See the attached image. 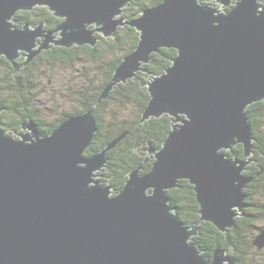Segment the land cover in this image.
Returning a JSON list of instances; mask_svg holds the SVG:
<instances>
[{
    "label": "water",
    "instance_id": "water-1",
    "mask_svg": "<svg viewBox=\"0 0 264 264\" xmlns=\"http://www.w3.org/2000/svg\"><path fill=\"white\" fill-rule=\"evenodd\" d=\"M206 1L163 0L126 21L114 18L129 0H0V55L11 62L18 49L28 62L50 42L94 46L99 39L94 30L115 35L120 25L134 27L138 44L98 102L142 70L149 100L141 122L172 117L159 149L134 148L150 155L145 161L154 159L152 167L146 173L141 165L133 168L118 193L95 171L106 168L108 151L128 132L86 155L97 132L94 107L44 136L30 122L22 125L30 134L21 138L0 129V264L237 263L230 249L216 248L208 259L192 236L202 221L222 232L232 228L247 206L244 187L252 177L243 171L251 160L221 150L241 143L245 156L254 153L246 109L264 100V5L238 0L222 12ZM35 6L63 17L55 27L58 39L43 24L30 29L10 21L17 11ZM38 35L44 40L34 50ZM160 48L177 53L162 73L149 77L142 65ZM182 179L193 185L199 203L200 219L189 226L178 219L167 194ZM253 244L264 247V228Z\"/></svg>",
    "mask_w": 264,
    "mask_h": 264
},
{
    "label": "trees",
    "instance_id": "trees-1",
    "mask_svg": "<svg viewBox=\"0 0 264 264\" xmlns=\"http://www.w3.org/2000/svg\"><path fill=\"white\" fill-rule=\"evenodd\" d=\"M161 1L163 0H129L123 13L127 14V19L132 20L140 15L142 10L155 6ZM235 1L233 0V4ZM259 1L264 4V0ZM51 15H53L52 12L48 11L45 6H35L31 11H26L15 18L21 25H23V20L32 24L44 21L47 24L50 23L51 27L57 26L63 21V19H55ZM98 37L102 38L94 46L90 44H74L71 47L57 45L53 49L45 50L35 57L27 68H24L17 80H13L10 75L14 70L12 67H9L7 71H2L0 73V104L9 105L13 109H17L19 104L24 109H30V105L33 103L30 91L35 89L34 78L37 75L35 71L43 68L45 72H52L57 67L66 66L62 63H67L71 67L86 61V65L83 63L75 70L81 71L84 68L82 73H87L86 76L89 78L87 82L83 80L85 85L76 91V96L81 98V102L78 104L81 109L74 111L70 116L84 114L94 107L97 132L93 143L85 151L86 155L100 151L114 136L128 132L123 140L108 151V162L103 174L110 179L109 184H113L114 193H118L122 190L128 174L133 168L141 165L142 173H146L152 167L154 159L145 161L144 153L136 152L134 148L149 145L159 149L171 130L172 118L164 114L161 117H151L144 123L141 122L143 111L149 100L147 88L141 85V79L145 73L142 70L136 72L135 76L126 83L116 85L109 93L108 98L98 102L103 89L109 85L115 69L123 58L136 48L139 32L130 25H124L118 27L116 34L111 38L101 35ZM176 53L177 50L174 48H160L158 52L152 53L150 62L143 64L142 67L146 68L149 77L160 74L171 64ZM6 90L12 91L14 95H8ZM246 112L252 135L257 140L253 142L254 152L259 154L264 166V134L261 131L264 100L252 103L247 107ZM59 123L52 125L46 135ZM221 152L233 155V157L237 155L238 158H244L245 155L242 144L237 145L234 151L221 150ZM257 187V194L264 191V181ZM167 194L182 223L189 226L200 219L199 203L193 185L188 180H179L178 186L168 190ZM257 197L255 195L254 201H250L253 203V207L246 209L247 216H244L243 211V215L235 219L234 227L224 232L211 222H201L198 232L192 240L208 259L212 257L216 248H222L230 249L228 255L237 260L236 264H258V261L249 256L252 251L259 249L253 244V240L254 234L260 232L262 228L256 231L257 226L254 223L264 217V204L260 203L263 199L259 196V200L256 201ZM245 232H250V234L247 236Z\"/></svg>",
    "mask_w": 264,
    "mask_h": 264
},
{
    "label": "rangeland",
    "instance_id": "rangeland-1",
    "mask_svg": "<svg viewBox=\"0 0 264 264\" xmlns=\"http://www.w3.org/2000/svg\"><path fill=\"white\" fill-rule=\"evenodd\" d=\"M143 1H145V0H143ZM205 3H212L213 6L215 8H218L220 11L224 12L223 9H227L225 12H228V11H230V5H233V0H232V2L229 5H225V2H218L216 0H208ZM126 8H127V4L124 5V6H122L121 7L122 12L121 13H117L115 15V18L114 19H117L118 20L119 18H124L126 21H129V19L126 18L127 17V14H124L123 13V10H125ZM48 11H50V10L48 9ZM50 12H52V11H50ZM56 17H58V16H56ZM58 18L62 19L63 17L62 18L61 17H58ZM10 21L13 22V18H11ZM124 25H128V24L125 23V24L120 25V26H124ZM120 26H118V27H120ZM89 27L90 28H94L95 27V22H92L89 25ZM30 29H32V27H30ZM55 29L56 28L51 29L50 32H53L52 33L53 34V37L55 39H58L60 33L58 31H55ZM44 30H46V29H44ZM117 30H118V28H117ZM47 32L49 33V31H47ZM94 34L97 35V36L101 35V36H103L105 38H111L112 36H114V35H103L98 30H94ZM98 38H99L98 39V41H99V40H101L102 37H98ZM38 39L40 41H38ZM43 40H44V36L43 35L36 36L35 41H37L38 43L36 42L37 44H36V46L33 47V49L34 50L39 49V47H41V45H42ZM50 43H52V42H50ZM18 53H19V56L18 57H20L23 54H24V57H25V60L23 61V63L20 66H23V65L25 66L29 61H31V60H29L28 62H26V56H25V52H24L23 49H18ZM1 56H4V54L0 55V57ZM79 62H81V61H79ZM83 63L86 65V61H85V62H82L81 64L80 63L74 64L71 67H70V65H67V63H62V65H66V66H64V67H57V69L58 70H63V72H58L57 70H52V72H45V71L44 72H40V71H38L40 73L39 74L40 77L36 76L34 79H35V85L37 83L40 84V85L38 87L35 86L36 89L31 90V94H32V97H33V101H36V100L39 99L41 102H43V105H45V106L54 105V106H57L58 110H63V111L66 110V111H72V112H74V111H77V110L81 109L80 106L78 105L79 102L76 101V96L75 95H77V93H74V92L76 90L82 88L83 85H85L83 83V80L86 81V82L89 81L88 76H86L87 73H82L84 71V68H82L81 71H75ZM146 64H148V63H146ZM68 68L71 69V71H69ZM143 78H144V76H143ZM49 80H51L50 83H49ZM69 86H73L74 87V88H72L73 94L71 93V91L68 90V87ZM5 92L8 93L9 91L7 92V90H6ZM131 110L133 111L134 108L132 107ZM28 122H30V121H28ZM1 129H3L7 135L12 136V133H9V132H12L11 130H9V128H6V127L4 128L2 126ZM23 131H25V130H23ZM261 131L264 134V116H263V122H262V126H261ZM19 138H21V136ZM254 141L255 142L257 141L255 137H254ZM239 144H241V143H238L237 145H239ZM237 145L233 146V148H232L233 151H234V148ZM140 152H143L144 153V156H145L146 159L147 158H150V155H148L147 153H145V151H142L141 150ZM226 155H228V157H230V158H235V159L238 158L237 155H235L234 157H233V155L230 156V154H228V153H226ZM252 156H253V154H249L248 156H246V158H239V159L241 161L242 160L248 161L249 159L250 160L251 159L253 160ZM152 159L153 158H151L149 160H152ZM106 166H107V164H106ZM105 169L106 168L104 167L102 169V171L101 170L100 171H97L96 170L95 171V174H97V172L98 173L100 172V175L97 177V179L103 180V181H105L107 183H110L109 182L110 179H108L105 175H103L105 173L104 172ZM263 169H264V167H263ZM243 173H244V171H243ZM250 176L251 175H248V177H250ZM110 185H113V184L111 183ZM112 190H113V192H115V190L113 188H112ZM259 196H261V198L263 199L260 203L264 204V191H261L258 194L256 193V197H257L256 198V201L259 200ZM254 199H255V197H254ZM245 203L247 204V209H249L250 206L248 204H251V202L250 201H246ZM243 209H244V207H243ZM243 209L241 210V213H243V211L245 210V209L244 210ZM236 211L240 213V210L237 209ZM236 218H237V216H236ZM254 224L257 226L256 227V231H257V229L264 228V217L258 219L257 221H255ZM228 229H230V228H228ZM251 231H253V230H251ZM249 234H250V232L249 233L245 232V235L248 236ZM254 235H255L254 236V239H255L259 235V232L256 233V234H254ZM193 237L194 236H192V239H193ZM192 242H194V241L192 240ZM249 256L250 257H253L255 261H258V264H264V247H262L261 249H257V250L252 251Z\"/></svg>",
    "mask_w": 264,
    "mask_h": 264
},
{
    "label": "flooded vegetation",
    "instance_id": "flooded-vegetation-1",
    "mask_svg": "<svg viewBox=\"0 0 264 264\" xmlns=\"http://www.w3.org/2000/svg\"><path fill=\"white\" fill-rule=\"evenodd\" d=\"M26 11H29V10H19L18 12H16V14L13 17L14 25H16V26L21 25L20 23H18L16 18L19 17L22 13H24ZM30 11H31V9H30ZM51 17H53L55 19L58 18L54 15H51ZM22 22H23V24L30 25V27H32V28L37 26V25L43 24L44 29H46L47 31H50L51 29L56 27V26L51 27L50 23L47 24L44 21H40V22H38V24H32L29 22H25V20H23ZM39 39H38V41H40ZM55 46H57V45H55L53 42L50 43V47H48L46 49H42L35 57H37L39 54L43 53L45 50L53 49ZM33 59L31 61H29L25 66L24 65L20 66L23 63V61L25 60L24 54L21 55L20 57L16 58V59H14V62L9 61L5 56H1L0 57V73H2V71H7L9 69V67H12L14 70L12 73H10V75H11L13 80H15V79L17 80L18 75H21L23 73L24 68L25 67L27 68V66L33 61ZM54 70H57L58 72H63V70H58L57 68ZM38 71L44 72L43 68L39 69ZM38 71H35V72H37V75L34 74L35 77L36 76L40 77L39 76L40 73ZM50 82H51V80H49V83ZM39 85L40 84L37 83V85H35V86L38 87ZM72 88H74V87L69 86L68 90L71 91V93L73 94ZM35 89H36V87H35ZM8 91H7L8 95H12V94L14 95V93L12 91H10V90H8ZM76 91L74 93H76ZM76 101H78L80 104L81 98L76 96ZM30 109H31V111H30ZM30 109L29 108L24 109V107L22 105L19 106V104L17 106V109H13L9 105L0 104V129L2 128V126L4 128L5 127L9 128V130L12 131L9 133H12V136L14 138H19L20 136H23V135L25 136V135L30 134L28 127L26 129H23V127H22L23 124L28 125L27 122L30 121V123L34 125V127L38 130V132L42 136H44V135H46L47 130L52 125L59 123L60 121H63L65 119H67L68 117H71L72 115L70 116V114L73 113L72 111L58 110L57 106H54V105L45 106V105H43V102H41L39 99L36 101H33V103L30 105ZM19 123H21V124L18 125ZM23 130H25V131H23ZM21 134H23V135H21ZM244 158H246L245 155H244ZM252 158H253V160L251 159L252 161H250L245 166V169H244V175L245 176L251 175V177H252L251 181H249L246 184V186L244 187V194H245L244 203L246 201H254V197L256 195L255 193L258 190L257 186L259 184H263V181H264L263 180V178H264L263 167L264 166H262L263 164H262V160L259 158V154L254 152ZM257 173H259V174H257ZM248 205L250 206L249 208L253 207L252 202H251V204H248ZM244 209H245L244 210V216H247V211H246L247 206L246 207L244 206Z\"/></svg>",
    "mask_w": 264,
    "mask_h": 264
},
{
    "label": "bare ground",
    "instance_id": "bare-ground-1",
    "mask_svg": "<svg viewBox=\"0 0 264 264\" xmlns=\"http://www.w3.org/2000/svg\"><path fill=\"white\" fill-rule=\"evenodd\" d=\"M238 0H236L235 2H234V4L231 6V8L236 4V2H237ZM232 2V0H230V2H229V4ZM258 2H260L262 5H264L261 1H259L258 0ZM219 10V9H218ZM227 9H223V11H226ZM24 25V24H23ZM50 41H51V39H50Z\"/></svg>",
    "mask_w": 264,
    "mask_h": 264
}]
</instances>
